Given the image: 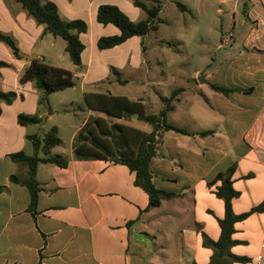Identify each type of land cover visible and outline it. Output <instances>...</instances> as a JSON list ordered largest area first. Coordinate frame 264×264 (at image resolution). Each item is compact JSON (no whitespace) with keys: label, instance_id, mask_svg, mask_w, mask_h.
<instances>
[{"label":"crops","instance_id":"0c3cea01","mask_svg":"<svg viewBox=\"0 0 264 264\" xmlns=\"http://www.w3.org/2000/svg\"><path fill=\"white\" fill-rule=\"evenodd\" d=\"M52 1L58 4L63 18L84 19L89 29L80 35L85 44L82 64L72 61L75 65L65 68L73 73L75 85L49 94L46 101L45 92L35 81L22 83L21 76L34 57L63 67L55 62L63 59L55 52L57 37L45 34L44 25L17 0H0V29L15 38L22 56L17 57L7 43L0 41V60L8 63L0 67V89L17 92L12 103L0 100L3 109L0 114V184L4 186L0 192V264H211L214 250L205 245L204 233L219 240L222 232L219 220L225 217L226 207L224 199L215 192L222 182L210 185L209 181L236 163L233 180L241 194L233 199L234 212L241 214L264 203V121L261 119L264 118V0H244L254 27L237 45L241 58L236 60L235 72L226 73V78L235 82L219 85L251 89L250 92L240 90L227 95L213 88L219 96V110L234 112L238 118L225 126L219 123L216 128L204 123L203 118L192 119V123L172 122L188 129L189 133L163 132L151 170L157 187L175 195L150 209L149 194L135 184L136 174L126 164L111 158L79 159L75 156L74 142L91 116L152 132V125L138 119L137 114L117 118L89 107L86 94L127 96L143 102L148 110L149 102L144 96L112 88L124 86L129 81L130 71H140L153 56L159 55L163 38L157 36L151 40L149 36L152 32L159 33L162 26L173 19L162 15L165 5L161 0L162 22L157 29L101 49L100 37L121 31L112 23L97 20L100 5H117L134 21L145 19L147 13L144 11L143 18L142 8L136 6L134 0ZM210 1L194 0V8L182 3V9L199 12L205 10ZM231 1L233 9H238L242 0ZM229 36L231 40L227 41L228 37L225 41L235 44V32ZM223 75L220 79L225 77ZM202 76L208 80L204 85L212 88L214 83L209 82L208 74ZM189 83L193 86V82ZM202 86L197 82L195 89ZM179 89L182 90L177 94L176 108L172 112L181 108L182 95L188 87ZM208 100L210 107H216ZM201 110L205 114V109ZM21 113L36 114L42 120L24 125L18 120ZM57 113L69 114L74 119L55 121ZM55 126L61 144L50 154L40 149L39 155L58 154L69 163L65 167L52 162L38 164V199L34 209H30L29 187L11 180L12 175L20 179L28 177L29 166L15 162L10 155L19 151L34 154L35 146L29 135L44 137ZM208 130L213 132L205 133ZM233 239L236 243L231 252L249 258L233 264H257L260 255L264 258V208L237 221Z\"/></svg>","mask_w":264,"mask_h":264},{"label":"trees","instance_id":"16d2710c","mask_svg":"<svg viewBox=\"0 0 264 264\" xmlns=\"http://www.w3.org/2000/svg\"><path fill=\"white\" fill-rule=\"evenodd\" d=\"M24 9L44 25V33H51L56 37L66 40V50L70 58L76 65L82 64V53L85 44L81 40V33L87 32L88 23L84 19L63 18L58 4L52 0H17ZM147 2H150L148 4ZM136 6L142 8L147 17L140 21L132 20L119 6L114 4H102L98 8L97 20L103 24L112 23L116 25L121 33L109 36H102L98 40L101 49L111 48L122 44L133 36H144L158 28L162 22L160 12L162 10L161 0H134ZM184 8L182 3H179ZM244 12L247 11L244 9ZM0 41L7 43L15 52L17 57H22L15 38L0 29ZM8 63L0 60V67L7 66ZM35 81L36 86L45 92V100L48 95L60 90L73 87L75 78L71 71L54 66L39 57H34L30 65L21 76V82ZM212 88L229 95L231 92L244 90L250 92L251 89H241L240 87H227L212 84ZM182 89H176L171 96L164 97L165 107L158 113L148 112L146 104L141 101L129 99L127 96H116L105 93H87L86 102L93 109L102 110L109 116L117 118H131L133 114L138 115V119L145 120L153 127L152 132L147 133L137 128L122 124L109 123L106 118L101 116H91L89 122L79 131L74 142L75 156L79 159L111 158L116 162L126 164L136 174L135 184L143 188L150 197L149 209L159 205L162 200L171 198L175 195L165 189L157 187L151 170V163L157 154V143L162 133L167 130H175L181 133H189V130L180 127L168 120L170 112L176 108L175 101L178 100L177 94ZM17 97L15 91H3L0 89V100L12 103ZM207 101L208 98H206ZM3 109L0 104V114ZM19 123L35 124L41 122L39 115L21 113L18 116ZM213 130L205 131L212 133ZM35 146V153L32 155L24 151L12 153L10 156L15 162L26 163L29 166V175L25 179H20L17 175H12L11 180L26 184L31 193L30 209H34L38 199V181L36 179L37 166L40 162H52L65 167L69 161L61 155H51L41 157L40 149L46 154H50L52 149L61 144L58 127H53L44 137L29 135ZM237 164L234 163L227 170L220 171L216 177L209 181L214 185L221 181L216 189L218 197L225 201V217L220 219L222 229L219 240L211 239L204 233L205 245L214 250L211 264H233L234 262H246L248 257L238 256L231 252V247L236 243L233 239L235 224L237 221L244 220L252 213L261 211L264 203L252 208L249 211L237 214L233 210V199L241 194L234 186L233 174ZM4 186L0 184V192Z\"/></svg>","mask_w":264,"mask_h":264},{"label":"rangeland","instance_id":"374dc122","mask_svg":"<svg viewBox=\"0 0 264 264\" xmlns=\"http://www.w3.org/2000/svg\"><path fill=\"white\" fill-rule=\"evenodd\" d=\"M162 2L165 5V13L162 15L172 18L173 21L168 25L164 24L159 33L152 32L149 36L151 40L156 39L157 36L163 38L162 46L158 50L159 55L153 56L140 71H130L127 75L129 81L124 86L115 85L112 89L126 94L142 95L149 102L148 112H159L165 107V102L160 96L169 97L174 90L188 87L182 95L181 108L176 112H170L168 116L170 122L192 123V119L203 118L202 121L210 123L211 128H216L219 123L223 126L225 123H231L236 117L238 118L236 113L221 112L217 101L219 96L215 95L217 93L209 85H204L208 84L206 78H203L205 83L199 78L208 74L209 82L214 84L231 85L235 82L227 79L226 73L235 72L236 60L241 58L237 45L247 38L254 27L247 13L244 12L246 1L242 0L239 8L233 9L231 0L226 2L211 0L205 10L201 9L199 12L184 11L179 6L181 2L194 8V0H162ZM141 11L144 18L146 13L142 9ZM234 32L233 39L236 42L231 45L227 41L231 40L229 35ZM50 37L54 36L50 34ZM227 38L228 40L225 41ZM66 45L65 39L57 37L55 52L61 54L63 59H57L55 62L63 68H70L75 64L66 50ZM198 70L200 73H197ZM220 75L225 76L224 79H220ZM158 81L161 83L159 84ZM189 82H193V86H190ZM197 82L202 83L203 86L196 90ZM205 98H209L216 107H210ZM201 108L205 109V114ZM71 119L74 118L65 113H57L55 117V121L58 122ZM261 119L264 121V118Z\"/></svg>","mask_w":264,"mask_h":264},{"label":"built area","instance_id":"2783aa9c","mask_svg":"<svg viewBox=\"0 0 264 264\" xmlns=\"http://www.w3.org/2000/svg\"><path fill=\"white\" fill-rule=\"evenodd\" d=\"M263 246H264V245H263ZM263 261H264V258H263L262 255H260V256L257 258L256 263H257V264H264Z\"/></svg>","mask_w":264,"mask_h":264},{"label":"water","instance_id":"95a60500","mask_svg":"<svg viewBox=\"0 0 264 264\" xmlns=\"http://www.w3.org/2000/svg\"><path fill=\"white\" fill-rule=\"evenodd\" d=\"M204 77L203 76H200V80L202 81V82H204V79H203Z\"/></svg>","mask_w":264,"mask_h":264}]
</instances>
